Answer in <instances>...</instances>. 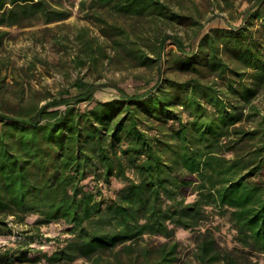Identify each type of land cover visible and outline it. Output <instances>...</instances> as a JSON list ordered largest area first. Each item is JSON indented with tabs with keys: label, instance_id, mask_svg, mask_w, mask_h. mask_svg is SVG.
<instances>
[{
	"label": "trees",
	"instance_id": "16d2710c",
	"mask_svg": "<svg viewBox=\"0 0 264 264\" xmlns=\"http://www.w3.org/2000/svg\"><path fill=\"white\" fill-rule=\"evenodd\" d=\"M246 1L237 23L200 33L181 0H78L106 43L79 27L74 66L114 55L155 68V81L107 99L93 96L104 84L81 75L39 96L19 82L14 100L0 83V235L30 215L36 228L61 222L65 234L50 251L29 247L38 235L0 248V264H179L177 228L195 233L198 264L264 254V107L255 102H264V0ZM72 5L0 0V46L5 28L62 21ZM213 216L228 223L232 247L204 225Z\"/></svg>",
	"mask_w": 264,
	"mask_h": 264
},
{
	"label": "rangeland",
	"instance_id": "374dc122",
	"mask_svg": "<svg viewBox=\"0 0 264 264\" xmlns=\"http://www.w3.org/2000/svg\"><path fill=\"white\" fill-rule=\"evenodd\" d=\"M181 3L182 11L188 13L195 11V14H198L203 23L200 33L206 32L210 27L226 26L228 22L237 23L236 14L248 5L246 0H181ZM173 7L177 9L176 5ZM70 9V15L62 21L5 28L8 34L0 46V83L3 97L14 100L15 92L19 89V82H22L25 93H28V87H31V91H36V96L46 91L54 92L60 85H65L76 75L104 84L95 89L93 96L96 99H107L116 95L117 88L127 93L141 92L155 81V68L135 66L119 56H114L111 52L112 60L105 59L95 66L85 64L76 68L72 57L77 51L74 35L79 27L86 26L88 33L97 35L100 43L106 42L103 36L98 35L97 25L93 19L85 16L86 9L82 10L78 7V0H73ZM195 9L199 12L196 13ZM117 21L129 30L133 28L132 23L135 22L124 17H118ZM143 24L146 29L152 27L146 22ZM171 30L166 28L168 32ZM174 30L181 35L185 32L191 33L180 25L175 26ZM173 48L172 45H167L165 51ZM164 72L170 77H183L169 69H165ZM42 102L44 100L40 101ZM255 102L258 107H264L261 96L256 98ZM33 219L34 216L30 215L21 223H11L13 234L0 235V248H16L22 242L34 238L33 235H38L35 237L36 241L31 242L29 247L50 251L57 243L56 241L65 236L61 222H50L36 228L32 224ZM204 225L213 227L221 246L226 248L233 246L232 231L224 218L213 216ZM194 234L192 231L181 228L175 230V239L179 242L177 253L179 264H198L192 255ZM146 239L150 244L162 241V238L158 236H146ZM29 255H32V252ZM78 263H82V260L78 259L71 264ZM9 264L43 263L11 261ZM245 264H264V254L249 255Z\"/></svg>",
	"mask_w": 264,
	"mask_h": 264
}]
</instances>
